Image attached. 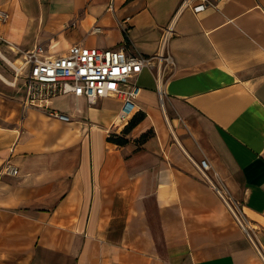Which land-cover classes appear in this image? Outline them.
I'll return each instance as SVG.
<instances>
[{"label": "crops", "instance_id": "1", "mask_svg": "<svg viewBox=\"0 0 264 264\" xmlns=\"http://www.w3.org/2000/svg\"><path fill=\"white\" fill-rule=\"evenodd\" d=\"M212 1L179 16L164 111L153 74L135 79L145 117L126 146L109 141L128 126L114 127L121 99L59 96L51 109L69 122L36 107L24 119L25 90L0 82V171H20L0 174V264H263L197 165L208 161L264 247V0ZM180 3L0 0V52L21 59L9 41L155 56Z\"/></svg>", "mask_w": 264, "mask_h": 264}, {"label": "built area", "instance_id": "2", "mask_svg": "<svg viewBox=\"0 0 264 264\" xmlns=\"http://www.w3.org/2000/svg\"><path fill=\"white\" fill-rule=\"evenodd\" d=\"M215 6L212 0H181L170 24L163 30L160 49L155 56L128 55L125 49L101 50L83 44L73 45L62 56H53L43 45L23 51L12 42L5 41L9 49L21 59L12 62L1 52L0 58L15 70V77L11 83L13 87L18 86L21 77L25 80L24 110L30 107L47 108L50 117L69 122L70 116L50 108L51 100L59 96H74L77 99L85 98L89 104H96L102 99L119 98L123 104L118 122L128 124L137 112V101L141 93L135 78L144 70H149L156 79L164 106V88L176 67V62L169 51V44L175 36L181 13L191 11L199 15ZM9 18L8 11L0 8V24H6ZM95 32L100 33L101 28H96ZM197 169L203 180L223 201L264 264V247L257 230L247 222L241 204L225 186L220 185L216 179L213 180L210 174L212 167L207 160L201 161ZM3 172L15 177L20 175L19 169L11 163L4 167Z\"/></svg>", "mask_w": 264, "mask_h": 264}, {"label": "rangeland", "instance_id": "3", "mask_svg": "<svg viewBox=\"0 0 264 264\" xmlns=\"http://www.w3.org/2000/svg\"><path fill=\"white\" fill-rule=\"evenodd\" d=\"M119 50V49H118ZM149 57V56H148ZM3 70H5V72L3 71ZM15 70L14 69H12L6 62H4L2 59H0V82L4 85V86H7V87H9V86H11V87H13L12 85H11V83H12V81L14 80V77H15V72H14ZM148 71V70H147ZM11 74H13V79L11 80L10 78H11ZM137 78V77H136ZM135 78V79H136ZM156 80V79H155ZM24 82H25V80H24V78L23 77H21L20 79H19V82H18V86L19 85H21V87H23V89L25 90V86H24ZM136 82V81H135ZM157 83V82H156ZM18 86L17 87H13V88H18ZM17 94V96H19L20 97V95H22V93H16ZM25 94H26V91H25ZM141 94V93H140ZM13 95H10V94H8V98H9V102H12V97ZM19 102V101H18ZM98 103V102H97ZM96 103V104H97ZM24 104V103H23ZM122 104H123V101H122ZM90 105H93V104H90ZM31 108V107H30ZM50 108H51V106H50ZM161 108H162V110L164 111L165 110V108H164V106H162V102H161ZM22 109H23V112H22V117L25 119V114L27 113V111L29 110V108L28 109H26V110H24V108L22 107ZM40 110H43V111H45L47 114H48V112H49V109H47V108H42V109H40ZM25 113V114H24ZM120 113H121V110H120ZM120 113H119V115H120ZM136 114V113H135ZM134 114V115H135ZM138 114V113H137ZM137 114L135 115V116H137ZM133 115V116H134ZM119 117V116H118ZM132 119V118H131ZM131 123V121H129V123L128 124H120L119 122H117V124H115V126L114 127H122V126H127V125H129ZM26 126V125H25ZM24 128H26V127H24ZM9 163H11L10 161H8V162H6L5 164H4V166L2 167V170L0 171V174L1 175H8V176H11L10 174H6V173H4L3 172V169H4V167L7 165V164H9ZM12 164V163H11ZM211 177H213V180L214 179H216L217 178V176L215 175V176H212V174H211ZM256 252V251H255ZM257 253V252H256ZM259 256V255H258ZM259 258H260V256H259ZM261 259V258H260Z\"/></svg>", "mask_w": 264, "mask_h": 264}, {"label": "trees", "instance_id": "4", "mask_svg": "<svg viewBox=\"0 0 264 264\" xmlns=\"http://www.w3.org/2000/svg\"><path fill=\"white\" fill-rule=\"evenodd\" d=\"M145 115L140 114L139 116L135 117L132 122L126 127L124 130L122 136H117V135H111L109 138L110 142H113L119 146H126L127 144L130 143V139L127 137L131 134V131L135 128V126L140 123L144 119ZM154 133L152 131H149L145 134H143L139 140L136 142L139 143L140 145L145 144L147 141H149Z\"/></svg>", "mask_w": 264, "mask_h": 264}]
</instances>
